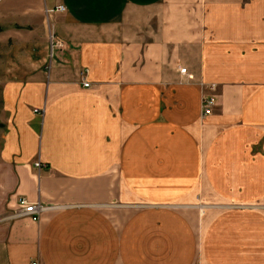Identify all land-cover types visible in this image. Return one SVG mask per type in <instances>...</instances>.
Segmentation results:
<instances>
[{"label": "crops", "instance_id": "1", "mask_svg": "<svg viewBox=\"0 0 264 264\" xmlns=\"http://www.w3.org/2000/svg\"><path fill=\"white\" fill-rule=\"evenodd\" d=\"M0 29L27 51L0 78V264H264V0H0Z\"/></svg>", "mask_w": 264, "mask_h": 264}, {"label": "built area", "instance_id": "2", "mask_svg": "<svg viewBox=\"0 0 264 264\" xmlns=\"http://www.w3.org/2000/svg\"><path fill=\"white\" fill-rule=\"evenodd\" d=\"M48 13H63L65 12V7L63 5L55 6V8L47 11ZM61 42L58 40H51V51L55 47H60ZM52 56V55H50ZM181 75L188 76L186 68H180ZM82 84L84 87H88L89 83L82 78ZM214 106V100L211 97H206L202 101V109L205 115L211 113V109ZM41 164L36 163L35 167L39 168ZM18 209L13 213L11 217L13 218H29L32 221H38L40 213L44 210L43 206L39 202H29L25 198H19L17 200Z\"/></svg>", "mask_w": 264, "mask_h": 264}, {"label": "rangeland", "instance_id": "3", "mask_svg": "<svg viewBox=\"0 0 264 264\" xmlns=\"http://www.w3.org/2000/svg\"><path fill=\"white\" fill-rule=\"evenodd\" d=\"M52 38H50V41ZM42 54L50 57L49 46L46 49L41 50ZM31 53V52H30ZM27 51L22 49L20 41L15 39L0 40V78L2 76L11 74L15 70H18L17 64L20 63L23 58H26ZM0 110H1V93H0ZM1 115V114H0Z\"/></svg>", "mask_w": 264, "mask_h": 264}, {"label": "trees", "instance_id": "4", "mask_svg": "<svg viewBox=\"0 0 264 264\" xmlns=\"http://www.w3.org/2000/svg\"><path fill=\"white\" fill-rule=\"evenodd\" d=\"M1 30V29H0Z\"/></svg>", "mask_w": 264, "mask_h": 264}]
</instances>
